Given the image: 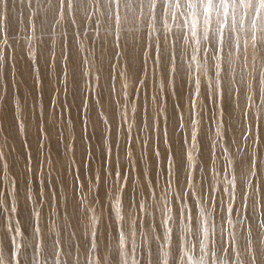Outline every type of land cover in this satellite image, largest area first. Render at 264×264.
<instances>
[{
	"label": "rangeland",
	"instance_id": "374dc122",
	"mask_svg": "<svg viewBox=\"0 0 264 264\" xmlns=\"http://www.w3.org/2000/svg\"><path fill=\"white\" fill-rule=\"evenodd\" d=\"M127 1L0 0V258L264 264V0Z\"/></svg>",
	"mask_w": 264,
	"mask_h": 264
},
{
	"label": "clouds",
	"instance_id": "9594fccd",
	"mask_svg": "<svg viewBox=\"0 0 264 264\" xmlns=\"http://www.w3.org/2000/svg\"><path fill=\"white\" fill-rule=\"evenodd\" d=\"M120 199H121V197L118 196L117 197V200H116V205H115L116 206V212H117L118 217H119L120 212H121ZM90 212L92 213V217H93L94 222L98 223L99 222V215L96 212L95 206H92L90 208ZM0 264H6V262L2 258H0Z\"/></svg>",
	"mask_w": 264,
	"mask_h": 264
},
{
	"label": "bare ground",
	"instance_id": "6f19581e",
	"mask_svg": "<svg viewBox=\"0 0 264 264\" xmlns=\"http://www.w3.org/2000/svg\"><path fill=\"white\" fill-rule=\"evenodd\" d=\"M246 1H251V0H246ZM127 2H130V4L131 3H133V4H135V6H137V5H139V6H141V7H143L145 4H146V1L145 0H128ZM255 2V1H254ZM253 3V2H252ZM250 4V3H249ZM254 5V4H253ZM134 6V7H135ZM251 7V6H250ZM256 7V6H255ZM250 10V9H249ZM239 12V11H238ZM247 12V11H246ZM241 13H242V11H241ZM251 13V12H250ZM247 14H249V13H247ZM246 14V15H247ZM239 15V14H238ZM240 21H242V20H240ZM184 27V26H183ZM188 27V26H187ZM189 28V27H188ZM188 30V29H187ZM185 32V31H184ZM188 34V33H187ZM242 37V36H241ZM190 40V39H189ZM180 70V69H179ZM181 72V71H180ZM191 78V77H190ZM191 88V87H190Z\"/></svg>",
	"mask_w": 264,
	"mask_h": 264
}]
</instances>
